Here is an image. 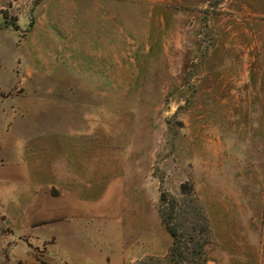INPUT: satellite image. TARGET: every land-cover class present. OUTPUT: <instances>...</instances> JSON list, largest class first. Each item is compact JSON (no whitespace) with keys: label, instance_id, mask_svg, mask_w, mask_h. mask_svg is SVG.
Segmentation results:
<instances>
[{"label":"rangeland","instance_id":"obj_1","mask_svg":"<svg viewBox=\"0 0 264 264\" xmlns=\"http://www.w3.org/2000/svg\"><path fill=\"white\" fill-rule=\"evenodd\" d=\"M52 11L36 33L34 13L23 31L0 29V89L14 90L0 91V170L27 146L43 198L29 225L36 188L0 177V264L164 257L160 191L181 198L185 181L209 219L207 264H264V0Z\"/></svg>","mask_w":264,"mask_h":264},{"label":"trees","instance_id":"obj_2","mask_svg":"<svg viewBox=\"0 0 264 264\" xmlns=\"http://www.w3.org/2000/svg\"><path fill=\"white\" fill-rule=\"evenodd\" d=\"M8 21V13L3 12ZM7 23V22H6ZM11 25L19 30L16 22ZM181 198L165 190L160 191L158 212L161 222L172 238V245L164 257L149 256L134 264H207V248L211 229L207 213L194 185L185 181L180 185Z\"/></svg>","mask_w":264,"mask_h":264},{"label":"crops","instance_id":"obj_3","mask_svg":"<svg viewBox=\"0 0 264 264\" xmlns=\"http://www.w3.org/2000/svg\"><path fill=\"white\" fill-rule=\"evenodd\" d=\"M57 6V0H0V29H13L14 31L18 32L19 30L23 31L24 28L21 26V21L23 17L28 16L27 23H29V16L34 13L36 22L33 28V32H37L40 29L41 24H43V15H46L44 20L50 25L52 24V21L50 20V14H53V7ZM3 11L7 12L9 16H15L17 17V24L19 26V30H16L10 23H6V19L3 16ZM26 20V19H25ZM1 47V45H0ZM40 61L43 62V55L40 56ZM1 78V77H0ZM12 83L9 85L7 89H0L5 98L8 99L12 95H14L13 87L11 86ZM7 90V91H6ZM4 98V97H3ZM3 105V103L0 105V111L2 113H5L7 111V107ZM42 123V122H41ZM41 123L38 121H32L33 126H40ZM12 125V124H11ZM10 125V126H11ZM16 125L20 128L27 125V122H24V120H19L16 122ZM49 126H52L53 124H48ZM42 126V125H41ZM45 126V125H44ZM2 128V121L0 122V137L3 134L1 131ZM37 128V127H36ZM22 133V130L20 131V134ZM26 149L24 151V158L25 161H23L20 165H14L11 163L9 165L10 167L7 168V170H0V177H5L8 180L11 181H20L25 186L30 184L31 188L35 187L34 194L32 193V197L30 198L29 204L26 205V211H25V218L24 221L26 222V216L27 220L29 222V225L35 226L41 222L38 220V214L41 215L43 211V198L40 194H38V182L37 179H35V176L37 175V163L32 165H29L28 159L36 157L37 154L32 153L33 151H30V154L28 152L26 153L27 146L24 148ZM12 150V149H11ZM11 156L17 158V154L15 152H11ZM15 154V155H14ZM17 155V156H16ZM40 190L43 188L42 186H39ZM42 191H40L41 193ZM40 195V196H39ZM11 196V195H10ZM8 217V216H7ZM8 220L11 222V220L8 218ZM21 231V230H20ZM23 232V233H22ZM22 234H25L24 231H21ZM25 235H28L27 233ZM33 239V237L31 238ZM134 257V256H133Z\"/></svg>","mask_w":264,"mask_h":264}]
</instances>
